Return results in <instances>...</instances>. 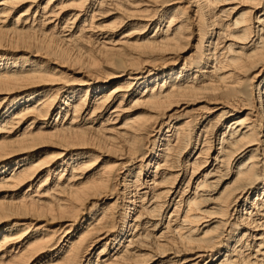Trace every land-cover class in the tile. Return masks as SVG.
<instances>
[{"label": "bare ground", "instance_id": "6f19581e", "mask_svg": "<svg viewBox=\"0 0 264 264\" xmlns=\"http://www.w3.org/2000/svg\"><path fill=\"white\" fill-rule=\"evenodd\" d=\"M0 264H264V0H0Z\"/></svg>", "mask_w": 264, "mask_h": 264}]
</instances>
